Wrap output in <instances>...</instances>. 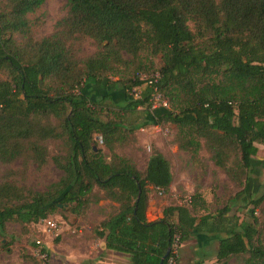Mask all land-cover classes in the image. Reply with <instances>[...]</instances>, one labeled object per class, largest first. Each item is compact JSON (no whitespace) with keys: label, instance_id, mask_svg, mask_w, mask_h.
I'll use <instances>...</instances> for the list:
<instances>
[{"label":"trees","instance_id":"trees-1","mask_svg":"<svg viewBox=\"0 0 264 264\" xmlns=\"http://www.w3.org/2000/svg\"><path fill=\"white\" fill-rule=\"evenodd\" d=\"M42 5L0 0V232L54 212L78 216L104 200L116 208L95 237L129 264H160L175 236L182 245L195 233L218 240L215 263L264 264L257 220L232 213L264 145V0H66L65 15L37 39L31 17ZM154 74L147 85L143 76ZM103 83L121 86L124 99L89 96ZM154 87L166 109L149 110ZM150 124L173 125L192 163L208 156L240 189L231 206L208 212L196 190L147 220L149 192L170 191L169 162L153 150L139 171L118 150ZM49 164L61 177L44 191L27 188L29 166ZM263 203L264 191L252 212Z\"/></svg>","mask_w":264,"mask_h":264},{"label":"rangeland","instance_id":"rangeland-1","mask_svg":"<svg viewBox=\"0 0 264 264\" xmlns=\"http://www.w3.org/2000/svg\"><path fill=\"white\" fill-rule=\"evenodd\" d=\"M65 4L66 0H43L41 8L31 17L37 39L52 32L55 22L65 15ZM84 50L93 53L94 48L87 44ZM155 64L157 66L160 64L158 59ZM121 90L119 85L110 86L103 83L97 88L90 87L88 94L96 98L108 93L118 101L125 97ZM138 94L139 89H135L133 96ZM175 133L176 128L173 125L150 124L135 132L134 143L123 150H118V153L130 157L139 171L144 170L153 150H158L169 162L173 178L170 191L168 194H158L153 190L149 192L147 220H152L153 212L158 209L162 211L171 204H186L188 197L196 190L206 200L207 211L214 213L217 209L229 205V199L240 190L212 165L205 154H202V164L198 166L192 163L188 154L178 151L173 142ZM98 147L106 156L109 155L100 142ZM257 147L258 153L253 159L254 171L251 180L247 183L244 193L236 197L232 213L246 222L252 223L255 218L261 234L264 235V203L254 212L250 204L251 200L259 197L264 191V145ZM61 175L62 173L52 164L41 169L31 165L25 175L24 184L34 191H44ZM114 208L115 204L101 200L97 204H90L78 216L69 212H54L46 220L56 224L55 230L48 228L43 221L28 225L24 229L17 223H7L4 232H0V264H123L119 255L107 251L99 255L100 250L96 245L95 230ZM195 242L193 237L180 245L178 264H190L192 260L204 258L200 253H195ZM210 245L208 252L205 251L210 257L207 264H220L215 263L217 241L213 246ZM43 248L46 249L47 255L40 252ZM225 264H245L244 257L231 258Z\"/></svg>","mask_w":264,"mask_h":264},{"label":"crops","instance_id":"crops-1","mask_svg":"<svg viewBox=\"0 0 264 264\" xmlns=\"http://www.w3.org/2000/svg\"><path fill=\"white\" fill-rule=\"evenodd\" d=\"M153 213H154V215H153L152 220H148V221H153V220H157V219L161 218V211L159 209ZM194 237L196 240L195 245H194V251H195V253L196 252L200 253L202 256H204V258L202 257L200 260H192L189 263L190 264H205V263L207 264L210 257H208V255H206L207 253H205V251L208 252V249L211 248L210 244H212V246H213V244H215L216 241H218V240L215 237H213L209 234H204V233H195ZM91 244H92V242H91ZM96 245H97L98 249L100 250V252L98 253L99 255L102 254L104 251H107V252L112 253L113 255H119L123 264H129V257L127 255H123V254H119V253H115V252L106 250L105 249V243H104L103 239L97 238ZM201 255H199V257H201ZM202 260H204V261H202Z\"/></svg>","mask_w":264,"mask_h":264},{"label":"built area","instance_id":"built-area-1","mask_svg":"<svg viewBox=\"0 0 264 264\" xmlns=\"http://www.w3.org/2000/svg\"><path fill=\"white\" fill-rule=\"evenodd\" d=\"M158 79V75L154 74L153 76H151L150 78H145L146 80V84L153 86L154 83L157 82ZM138 97V95H134V98ZM167 106V102L166 100L161 96V94L159 93V91L157 90L156 87L153 88V95L151 97L150 100V111H153L155 109L158 108H164L166 109ZM186 202H190L189 199ZM43 222L47 225L48 228L55 230L56 229V224L54 222H51L49 220H43ZM74 232V231H73ZM37 245L39 244V242H36ZM179 237L175 236L173 239V242L170 246L169 252H168V259L166 264H176L178 261V255H179ZM44 256V254H42Z\"/></svg>","mask_w":264,"mask_h":264},{"label":"water","instance_id":"water-1","mask_svg":"<svg viewBox=\"0 0 264 264\" xmlns=\"http://www.w3.org/2000/svg\"><path fill=\"white\" fill-rule=\"evenodd\" d=\"M168 252H169V250H167V251H166V254H165V256L162 258V260H161L160 264H162V262H163L164 258H165V257L168 255Z\"/></svg>","mask_w":264,"mask_h":264}]
</instances>
